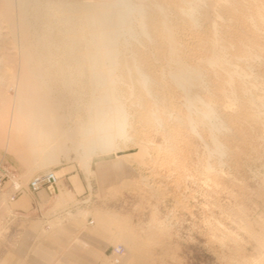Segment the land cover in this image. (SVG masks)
<instances>
[{
	"label": "rangeland",
	"instance_id": "rangeland-1",
	"mask_svg": "<svg viewBox=\"0 0 264 264\" xmlns=\"http://www.w3.org/2000/svg\"><path fill=\"white\" fill-rule=\"evenodd\" d=\"M129 2L146 13L134 12L120 38L124 133L93 144L86 130L61 138L62 154L45 166L43 155L7 150L20 70L14 32L5 29L0 165L21 185L18 198L53 174L57 191L45 181L40 188L55 189L50 214L88 220L108 236L111 264H264V0ZM3 8L0 0V26L8 27ZM50 81L64 130L76 131L71 92ZM68 166L81 175L73 193L56 174ZM12 194L8 181L5 208L18 199Z\"/></svg>",
	"mask_w": 264,
	"mask_h": 264
},
{
	"label": "bare ground",
	"instance_id": "bare-ground-1",
	"mask_svg": "<svg viewBox=\"0 0 264 264\" xmlns=\"http://www.w3.org/2000/svg\"><path fill=\"white\" fill-rule=\"evenodd\" d=\"M1 3L8 27L0 26V40L7 33L5 29L14 32L17 47L13 48L20 70V77H14L12 83L18 91L11 115L8 152L33 158L43 155L41 163L45 166L62 154L63 138L76 139L86 130L87 139L93 144L95 140H110L124 133L126 117L116 98L120 38L130 32L134 12L145 15L143 6L135 7L129 0H1ZM50 80L64 93L71 92L68 102L77 106L80 124L74 133L64 130L66 118L60 116L58 104L61 96L55 93ZM6 134L0 124V144ZM47 176H53L51 185L56 187L54 175ZM16 186L22 190L18 181ZM29 191L34 193L30 187Z\"/></svg>",
	"mask_w": 264,
	"mask_h": 264
},
{
	"label": "crops",
	"instance_id": "crops-1",
	"mask_svg": "<svg viewBox=\"0 0 264 264\" xmlns=\"http://www.w3.org/2000/svg\"><path fill=\"white\" fill-rule=\"evenodd\" d=\"M56 174L62 187L72 193L81 183V175L75 166L61 168ZM52 191L55 189L51 186L35 194L26 189L7 208L3 206L6 196H2L0 264H111L108 236L90 227L88 220L50 214L58 203V197ZM66 200L67 208L73 205L69 197ZM49 223L59 226L49 229Z\"/></svg>",
	"mask_w": 264,
	"mask_h": 264
},
{
	"label": "built area",
	"instance_id": "built-area-1",
	"mask_svg": "<svg viewBox=\"0 0 264 264\" xmlns=\"http://www.w3.org/2000/svg\"><path fill=\"white\" fill-rule=\"evenodd\" d=\"M8 181L12 182L13 194L11 196V200L14 202L16 198H18V195L22 194L21 193L22 190L17 188L16 186L17 178H15V176L11 173V171H9L8 168L4 167V165H0V194L3 193V188ZM44 181L51 185L53 182V176H47L41 179H34L30 183L29 187L33 192H37L38 190H40ZM115 253L116 255H120L122 253V249L121 248L115 249ZM116 263L119 264L118 259L116 260Z\"/></svg>",
	"mask_w": 264,
	"mask_h": 264
}]
</instances>
